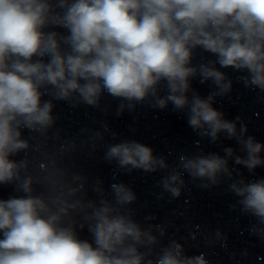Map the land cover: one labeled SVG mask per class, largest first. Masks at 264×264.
Returning a JSON list of instances; mask_svg holds the SVG:
<instances>
[{
    "label": "clouds",
    "instance_id": "9594fccd",
    "mask_svg": "<svg viewBox=\"0 0 264 264\" xmlns=\"http://www.w3.org/2000/svg\"><path fill=\"white\" fill-rule=\"evenodd\" d=\"M198 48L216 60L192 65ZM217 64L245 71L243 84L264 92V0H0V184L22 193L0 200V264H208L204 254L186 256L175 240L155 252L153 228L161 237L165 230L132 218L127 205L136 195L125 184L112 183L108 199L97 178V199L87 198L88 178L66 161L94 151L101 132L84 129L88 138L77 144L50 130L53 100L99 107L106 92L121 100L117 115L144 102L171 104L186 110L197 135L215 143L223 133L245 155L232 147L223 157L181 154L160 182L164 192L179 197L185 173L203 188L231 179L229 161L253 172L264 166V144L246 135V125L237 127L240 117L227 120L213 107L232 89ZM197 76L214 86L206 98L191 87ZM22 129L32 135L22 138ZM20 152L23 159L11 158ZM104 159L127 172L170 168L136 141L108 144ZM229 189L256 218L251 231L264 237V179L241 178ZM85 227L92 243L78 237Z\"/></svg>",
    "mask_w": 264,
    "mask_h": 264
}]
</instances>
